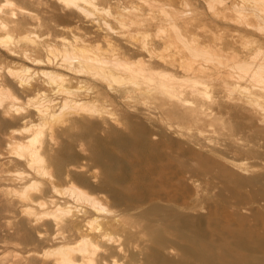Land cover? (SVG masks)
Listing matches in <instances>:
<instances>
[{
	"label": "rangeland",
	"instance_id": "374dc122",
	"mask_svg": "<svg viewBox=\"0 0 264 264\" xmlns=\"http://www.w3.org/2000/svg\"><path fill=\"white\" fill-rule=\"evenodd\" d=\"M14 1L16 9L0 0V20L22 23L11 32L17 55L0 43V72L22 65L35 71L55 69L69 80L59 84L62 88L35 78L30 81L35 90L16 87L19 107L34 110L31 119L24 121L15 109L10 115L0 113V264H62L55 249L63 243L78 245L83 236L91 242L86 256L74 252L79 264H264V113L255 110L264 93V18L259 15L264 0H97L100 14L84 4L98 12L92 15L90 10L84 15L64 10L53 0ZM38 20L45 24L37 29ZM6 34L0 29L3 39ZM76 37L92 45L91 52L83 48L76 53H97L109 61L115 51L123 64L132 61L135 66L153 60L145 74L157 80L174 72L177 99L185 97L186 107L203 108L206 115L200 113V119L198 112H169L164 88L157 86L152 94L138 71L124 72V80L112 84L117 88L135 78L140 89L114 93L102 80L46 61L66 45L73 51L69 42L78 41ZM33 39L41 42L35 50ZM145 42L149 50L142 48ZM24 51L44 62L23 57ZM201 66L216 71L198 73ZM67 89L88 95L89 103L74 115L77 124L70 117L76 111L57 108L40 131L43 118L36 108ZM34 97L41 99L39 104L30 100L37 101ZM29 126L32 132L25 130ZM37 133L42 135L35 145L44 160L30 166L15 151ZM75 187L103 208L71 194ZM52 201L64 211L42 214L55 210ZM72 223L79 231L77 225L67 227Z\"/></svg>",
	"mask_w": 264,
	"mask_h": 264
},
{
	"label": "bare ground",
	"instance_id": "6f19581e",
	"mask_svg": "<svg viewBox=\"0 0 264 264\" xmlns=\"http://www.w3.org/2000/svg\"><path fill=\"white\" fill-rule=\"evenodd\" d=\"M5 1V3L7 4V5H10L11 7H15V5L17 4L14 0H4ZM22 1H25V0H22ZM96 1L97 0H53V3H59L60 5H61V8L62 9H66V8H69V9H74V11L76 10L77 12H79V13H83V15L85 14V12H87V11H89L88 10V8L86 9V7L89 5H84L85 3H90L91 5H89L88 7H90V6H93V9L94 10H96V11H98L99 12V7L100 6H98V5H100V4H97L96 3ZM110 1V0H109ZM108 1V2H109ZM254 1V0H253ZM256 1H258V0H256ZM262 1V0H261ZM255 2V1H254ZM98 3H99V1H98ZM259 3H260V0H259ZM263 3H264V1H263ZM262 4V3H261ZM35 5V4H34ZM110 5V4H109ZM257 5V4H256ZM260 5V4H259ZM18 6V5H17ZM44 6H45V4H44ZM49 7V6H48ZM19 8H21V6L19 7ZM90 8H92V7H90ZM102 8V7H101ZM125 8H127V7H125ZM15 9H16V7H15ZM14 9V10H15ZM24 9V8H23ZM22 8H21V10H23ZM56 9V8H55ZM108 9V8H107ZM12 11V13H11V17H15V15H16V10L15 11ZM18 10V9H17ZM20 10V9H19ZM20 10V11H21ZM27 10V9H26ZM73 11V10H72ZM72 11H71V13H72ZM91 11L93 12V10L91 9L90 10V12H88V14H90V15H92L91 14ZM110 11V10H109ZM130 11V10H129ZM11 12V11H10ZM24 12H27V11H25V9H24ZM95 12V11H94ZM93 12V13H94ZM98 12H95V14L97 13L98 14ZM101 12H103V11H101ZM141 12V11H140ZM252 12V11H251ZM262 12V11H261ZM263 12H264V10H263ZM256 14L257 13H260V12H255ZM26 14V13H25ZM75 14V13H74ZM88 14H86L87 15V17H88ZM99 14H100V12H99ZM112 14V13H111ZM118 14V13H117ZM128 14H129V12H128ZM214 14V13H213ZM140 15V14H139ZM259 15H261V17H263L264 18V13H263V16H262V13L261 14H259ZM64 16V15H63ZM62 16V17H63ZM93 16H94V14H93ZM142 16V15H141ZM256 16H258V15H256ZM8 17H10V15L8 16ZM59 17H61V16H59ZM65 17V16H64ZM91 17V16H90ZM4 18V17H3ZM89 18V17H88ZM112 18V17H111ZM82 19V18H81ZM114 19V18H113ZM262 19V18H261ZM3 20V19H2ZM2 20H0V29H4V31L7 33L6 34V36H5V39H3V36H0V43H2V45H4L5 47H6V50L8 51V53H10V54H14V55H17V50L16 49H14V48H12L11 47V42H12V39H14V37H12L13 35H11V32H12V30L14 29L15 30V28H19V26H22L21 24V22H20V20L18 21H16V19L14 20L13 18H11V20L9 19V21L7 20V22L4 20V22L2 21ZM83 20V19H82ZM102 20V19H101ZM262 20H264V19H262ZM56 22V21H55ZM108 22V21H107ZM37 29L38 28H41V26H44V24H45V22L43 23L42 22V20H38L37 22ZM125 23V22H124ZM107 24V23H106ZM24 25V24H23ZM112 25V24H111ZM111 25H108L109 26V30L111 31L112 30V33H113V31H116V30H114L115 28L114 27H112ZM60 26V25H59ZM64 28V27H63ZM108 28V27H107ZM223 28V27H222ZM34 29H36L35 27H34ZM34 29H33V31H34ZM29 31H32V30H30V28L28 29ZM25 33V32H24ZM34 33H35V31H34ZM99 33V32H98ZM45 34V33H44ZM30 34H28V36H29ZM32 35H30V37H31ZM33 36H36V35H33ZM47 36V35H46ZM160 36V35H159ZM18 39H19V37H17ZM24 38H29V37H27L26 35L24 36ZM38 38V37H37ZM16 39V38H15ZM21 39V38H20ZM19 39V40H20ZM76 39L78 40V41H75L74 40V42L73 41H71V42H69V43H71V46L73 45V47L75 48V49H73V51H71V52H68L69 50H70V48H69V50L67 49V45H66V47H64V49H63V52L62 53H59V54H57L55 57H54V59H51L50 57H48V59L46 60V61H48V63H52V65L53 64H55L54 66H60V67H66L67 69L69 68V69H72V70H74L75 72H77V73H79V74H81V75H87V76H89V77H91V78H96V79H99V80H102L103 82H106V83H108L109 85H110V88L112 89V91L114 92V93H119L120 91L121 92H123V93H129L130 91L132 92V90H135V89H137V88H141V85H142V83H140V80L138 79H130L129 81H126V82H123L122 84L124 85L123 87H122V84H121V86H118V87H120V88H116V87H114L113 85L114 84H112V82L113 81H119V82H121L122 80H124V76L122 75V73H126V72H128V74H129V72L131 73V72H133V73H137V71L138 72H140V73H142L141 75H144L145 76V80H147V83L146 84H144V85H147L148 87H150L149 89L151 90V92H153L152 94H154V95H156V91H154V88H157V86L158 87H163L164 88V97L168 100V106H169V108L167 109L169 112H171V113H173V114H182L183 112H184V114H185V112L186 111H189V112H193V113H195V112H198L199 114L201 113H205V115H206V110L205 109H196V108H188V107H186V106H188L187 104H185V102H186V99H185V97L184 98H181L180 100L179 99H177V95H178V93L177 94H175L173 91H175V82H173L174 80H175V77H176V74H173L174 72H171V73H169L168 75L166 74H162L163 76V78H166V80L164 81V80H160L159 78H158V80H157V78H154V77H149L148 75L146 76V72L145 71H147L148 69H150V70H152L151 69V67L153 66H151V67H149L148 66V64L149 63H151L150 61L147 63V61L145 60H141V61H139V62H137V65L138 66H135V64L134 63H136V62H132L131 61V63H128V62H124L125 64H123L122 62H121V55H119V53H117V52H115L114 51V53H113V56H114V58H113V60H107V59H104V58H102V56L100 57L97 53L96 54H93V53H90V54H86V53H83V54H81V53H78V51H77V53H76V50H82L83 51V48L84 49H86V51L87 50H92V47H91V49H88L90 46H92L91 45V43H87L88 41V39H85V38H82V37H76ZM108 39V38H107ZM3 42H2V41ZM17 40V39H16ZM22 41H19V42H23V39H21ZM29 40V39H28ZM18 41V40H17ZM65 41V40H64ZM4 42H6V43H4ZM27 42V41H26ZM26 42H24L25 44H26ZM66 42V41H65ZM64 42V45L66 44ZM4 43V44H3ZM15 43H16V41H15ZM18 43V42H17ZM32 43H33V49L35 50L36 48H37V46L38 45H40L41 44V42H35V40L33 39V41H32ZM75 43V44H74ZM264 43V42H263ZM10 44V45H9ZM24 44V45H25ZM27 44H28V42H27ZM26 44V45H27ZM144 44V47H142V48H145L146 49V42L145 43H143ZM13 45V44H12ZM51 44H49L48 46H50ZM89 46V47H88ZM99 46V45H98ZM143 46V45H142ZM146 46V47H145ZM77 47V48H76ZM48 48V47H47ZM50 53H53V50L54 49H52V47L50 46ZM148 48H150V47H147V50H149ZM33 49H32V52H33ZM58 49V48H57ZM99 49V48H98ZM40 50V49H39ZM48 50V49H47ZM115 50V49H114ZM37 51V50H36ZM94 51V50H93ZM113 51V50H112ZM31 52V51H30ZM29 52V53H30ZM91 52V51H90ZM152 51L150 50V53H151ZM29 53H27V52H25L24 51V53H23V57H25V58H27V59H29V60H32L34 63H41V62H44L41 58H37V57H31L30 55H29ZM111 53V52H110ZM109 53V54H110ZM148 53V52H147ZM149 53V54H150ZM31 54V53H30ZM112 54V53H111ZM151 55L152 54H150L149 55V57H151ZM112 56V57H113ZM153 56V55H152ZM58 57H61L60 58V60L58 61ZM155 57V56H154ZM154 57H152V59L154 58ZM159 57H162V56H159ZM165 57V56H164ZM164 57H163V59H164ZM53 58V57H52ZM57 58V59H56ZM117 58H120V61L117 59ZM157 58V57H156ZM125 59V58H124ZM150 59V58H149ZM167 59V58H166ZM166 59H164V60H166ZM11 61V60H10ZM15 61V60H14ZM13 60H12V63L14 62ZM169 61V63H170V60H168ZM254 61V60H253ZM129 62H130V60H129ZM166 62V61H165ZM16 64V63H15ZM44 64V63H43ZM46 64V63H45ZM225 64V63H224ZM224 64H223V66H224ZM249 64H250V62H249ZM24 65V64H23ZM177 65V64H176ZM238 65V64H237ZM258 65V64H257ZM260 66H261V63L259 64ZM135 66V67H134ZM207 66V65H206ZM239 66V65H238ZM242 66V65H241ZM251 65H249V67H250ZM137 67V68H136ZM237 67V66H236ZM249 67L247 66L246 68H245V70L248 68L249 69ZM262 67H263V65H262ZM3 68V67H2ZM7 68V71H6V73H4L3 71H5V69L4 70H1L2 72H0V113H3V114H12V112H13V109H15L14 111L18 114V115H22L21 117H25L23 120L25 121V119H26V117H29L30 115H34L33 113H34V110H29V108L27 107V106H25V104H24V107L22 106V107H19L20 105H18V103H20V102H18L19 100H21L20 98H19V96H17V91H16V93H15V89L16 90H18L16 87H20V91L21 92H29V91H32V89H33V86H34V83L32 84V82H30L31 80H33L34 78L35 79H37L38 81L40 80L43 84H46V85H48V86H55V85H59V84H61V82L62 81H65V80H69V76H65L64 77V73H62V72H60V71H58V70H55V69H40V70H32V67H30V66H20V67H15V65L13 66V65H10V66H8V67H6ZM238 68V67H237ZM251 68H252V66H251ZM254 68V67H253ZM257 68V67H256ZM208 68H206V67H200V68H198V73L200 72V73H205V74H209L208 72V70H210V68L207 70ZM235 69V68H234ZM241 69V68H240ZM247 69V70H248ZM124 70V71H123ZM244 70V69H243ZM246 70V71H247ZM35 71V72H34ZM123 71V72H122ZM157 71H159V70H157ZM195 71V70H194ZM194 71H193V73H194ZM213 70H210V72H212ZM216 71V70H215ZM215 71L214 72H212L213 74L215 73ZM230 71V70H229ZM249 71V70H248ZM251 71V70H250ZM252 71H255L254 69L252 70ZM257 71H258V69H257ZM256 71V72H257ZM32 74H31V73ZM166 72H167V70H166ZM217 74H219L218 72H216ZM237 73V72H236ZM246 73H248V72H246ZM264 73V72H263ZM263 73L262 74H260V78L262 77L263 78V76H261V75H263ZM138 74V73H137ZM220 74H221V72H220ZM228 74H230V73H228ZM232 75H233V73H231ZM230 74V75H231ZM252 74V73H251ZM134 74H132V75H130L131 77H136L135 75L133 76ZM151 75V74H150ZM209 75H212V74H209ZM249 75V74H248ZM28 76V77H27ZM72 76V75H71ZM123 76V77H122ZM243 76V75H242ZM251 76V75H250ZM29 79L28 81H27V79ZM230 77H233V76H230ZM237 77H238V75H237ZM237 77H235V79H233V82L234 81H236V78ZM188 78H190V77H188ZM187 78V79H188ZM197 78V77H196ZM234 78V77H233ZM239 78V77H238ZM238 78H237V81H238ZM34 79V80H35ZM81 79V78H80ZM252 79V78H251ZM256 79V78H255ZM258 79V78H257ZM33 80V81H34ZM79 81V80H78ZM176 81V80H175ZM261 81H263V80H261ZM69 82V81H68ZM196 82V81H195ZM229 82V81H228ZM227 82V83H228ZM232 82V81H231ZM232 82V84H234ZM259 82V81H258ZM257 82V83H258ZM264 82V81H263ZM27 83H28V86H25V85H27ZM64 83V82H63ZM89 83V82H88ZM236 84H237V82H235ZM253 83V82H252ZM259 84V83H258ZM261 85L263 84V83H260ZM259 84V86H261ZM62 85V84H61ZM254 85V84H253ZM256 85V84H255ZM60 86V85H59ZM235 86V85H234ZM238 86H240V85H238ZM263 86V85H262ZM261 86V88H263ZM28 87V88H27ZM61 87V86H60ZM63 87V86H62ZM61 87V88H62ZM36 88V87H35ZM39 88V87H38ZM37 88V89H38ZM134 88V89H133ZM259 88V87H258ZM120 89V90H119ZM248 89V88H247ZM33 90H35V89H33ZM64 90H65V88H64ZM63 90V91H64ZM68 90V89H67ZM38 91V90H37ZM41 91V90H40ZM40 91H38L39 93H37V94H39V96L38 97H40ZM72 91V90H71ZM158 91V90H157ZM250 91V94H254V93H256L255 91H254V93L253 92H251L252 91V89L251 90H249ZM262 91L264 92V89H262ZM58 92V91H57ZM60 92V91H59ZM67 92H69V90L67 91ZM66 91L65 92H61L62 94H66L67 93ZM75 92V91H74ZM120 92V93H121ZM178 92V91H177ZM198 92V91H197ZM43 94H44V92H42ZM61 93H57V97H53V99H48V104H47V102L46 103H44V105L43 106H45L46 104V108L45 107H41V105H40V107L39 108H36V114L38 115V116H40V118H43V120H42V122L40 121V123H39V126H37V128H39L40 129V131H41V129L43 128V126H44V124H47V123H44L43 121L44 120H46V118L49 116L50 117V113H52L53 114V116L55 115L54 113H56L57 112V108H59L60 109V111L63 109V112L65 111V108H68L70 111H76L75 112V114H73L72 116H70L71 118H72V120L71 121H73V119H74V115H77V114H79V107H83L85 104H87V103H89V101H86V97L85 96H88L87 94H83V93H81V95H78V93L76 92V94L75 93H73V91H72V93L71 92H69L68 93V95H65L64 94V100H62L61 98ZM71 93V94H70ZM88 93V92H87ZM150 93V92H149ZM180 93H181V95H182V97H183V95L184 94H186L187 92L184 90V91H180ZM192 93V92H191ZM24 94V93H23ZM59 94H60V96H59ZM70 94V95H69ZM257 94V93H256ZM261 94V93H260ZM259 94V95H260ZM121 96H124V95H122V94H120ZM128 95V94H127ZM126 95V96H127ZM246 95V94H245ZM42 96V95H41ZM90 96V95H89ZM174 96H176L175 98L176 99H174ZM256 95H253V97L254 98H256L255 97ZM263 96H264V93L260 96L262 99H263ZM242 97H245V96H242ZM259 97V98H260ZM32 98V97H31ZM30 98V100L31 101H33V102H35V103H38L39 104V100H41V99H39V100H37L35 97V99L37 100V101H35V100H32ZM50 98H52V97H50ZM178 98H179V96H178ZM251 98V100H249V101H251L252 102V97H250ZM253 98V99H254ZM258 98V97H257ZM256 98V99H257ZM258 98V99H259ZM260 98V99H261ZM46 99V98H45ZM170 99V100H169ZM249 99V98H248ZM260 100V102H259V100L257 101V102H259L258 104H259V106H260V108H258V107H256V109H255V107H254V109L256 110V112H258V113H260V114H262V113H264V110L263 111H261V109H264V99L263 100ZM27 100H28V97H27ZM29 100V101H30ZM29 101H27V102H29ZM188 101V100H187ZM254 101V100H253ZM256 101V100H255ZM256 102V103H257ZM31 103V102H30ZM30 103L28 104V106L30 107ZM35 103H32V105H34ZM50 103V104H49ZM253 103V102H252ZM26 104V105H27ZM40 104H43V102L42 103H40ZM22 105V104H21ZM31 105V106H32ZM36 105V104H35ZM186 105V106H185ZM253 105V104H252ZM18 106V107H17ZM39 106V105H38ZM28 108V110H26L27 108ZM35 107H37V106H35ZM32 108V107H31ZM34 108V107H33ZM22 109V110H21ZM58 109V110H59ZM67 110V109H66ZM60 111H58V112H60ZM67 112H68V110H67ZM212 112V111H211ZM66 113V112H65ZM69 113V112H68ZM67 113V114H68ZM71 113L72 112H70L68 115H71ZM35 114V115H36ZM58 114V113H57ZM187 114V113H186ZM201 114L200 115H198V117L201 119L202 117H201ZM183 115V114H182ZM189 115V114H188ZM212 115V114H211ZM258 115V114H257ZM52 116V115H51ZM204 116V115H203ZM263 117V116H262ZM259 118L260 120L262 119L263 120V118ZM30 119L32 118V117H29ZM197 118V117H196ZM78 119H79V117H78ZM207 119V118H206ZM70 120V119H69ZM196 120V119H195ZM197 121V120H196ZM46 122V121H45ZM41 123H43L42 124V128L40 127L41 125ZM75 123L76 122H72V124L73 125H75ZM3 124H7V121H4L3 122ZM37 124V123H36ZM77 124V123H76ZM31 128L33 129V128H35V124H34V126L31 124ZM45 127V126H44ZM47 127V126H46ZM48 127L49 128H51L52 126H49L48 125ZM47 127V128H48ZM30 128V126H29V128L28 127H26V131H27V129L28 130H31V132H32V129ZM53 129H55L54 127H52ZM70 130V129H69ZM37 132V130L35 131V133ZM43 132V131H42ZM39 133V132H38ZM37 133V134H38ZM37 134H34V135H32L31 136V138L27 141V142H20V143H22V144H18L19 145V149H17L16 150V148L18 147H16V148H14L15 150V153H16V156H20V157H23V159L25 158L26 159V161H28L29 162V165L31 166L32 164H33V162H36L37 161V159L38 160H40V161H42L43 162V160H44V158H42V157H40L39 155H38V150H37V148H36V145H35V143H37L38 142V140L40 139V136L42 135V133L41 134H38V136H35V135H37ZM39 137V138H38ZM37 141V142H36ZM249 141V140H248ZM40 142V141H39ZM103 142V141H102ZM101 142V143H102ZM97 144V143H96ZM103 144H104V142H103ZM248 145V144H247ZM96 146H98L99 147V145L97 144ZM100 147H102V146H100ZM13 153V152H12ZM14 154V153H13ZM44 156V155H43ZM19 157V158H20ZM59 158V157H58ZM58 158H56L57 159V161L59 160ZM94 158H96V160L99 162H101L102 161V157L100 156V155H95V157ZM63 159L64 158H62V157H60V162H62L63 161ZM46 161V160H45ZM51 161V160H50ZM53 161V160H52ZM56 161V162H57ZM105 162V161H104ZM59 163V162H58ZM105 166H107V167H109L108 166V164H106V162H105ZM34 168V167H33ZM43 168V167H42ZM73 188V187H72ZM71 194H76L78 197H80V198H83L88 204H90V205H92L93 207H96V208H103L102 207V204L96 199V198H94V197H91L89 194H87L86 192H84V191H82V190H80V189H78V188H74V189H71ZM76 197V196H75ZM79 199V198H78ZM53 203H54V206L53 207H55V210H52V211H49V210H47V211H44L42 214H44V215H54V216H58V212H62V211H64V209L63 208H61L59 205H58V203H56V202H54V201H52ZM29 210V209H28ZM30 213V212H29ZM60 220V219H59ZM60 223V222H59ZM71 223V222H70ZM58 224V223H57ZM56 224V225H57ZM77 225V224H76ZM74 223H72V224H69V225H67V227H69V228H71V227H73V226H76ZM58 226V225H57ZM77 230L79 231V227H78V225H77ZM71 230V229H70ZM72 231V230H71ZM184 235H186V234H184ZM30 237V235L28 234L27 236H26V238H29ZM90 240L86 237V236H83V238H82V240H81V242L78 244V245H71V243L69 242V243H63L62 245H60L57 249H55V252H54V255H55V258H56V261L57 262H59V263H62V264H79V263H77V260H76V255L74 254V252L75 251H79V252H82L81 254L83 255V256H86V251H88L89 249H87V246L88 245H90ZM195 246V245H194ZM197 247V246H196ZM220 248V247H219ZM194 249V248H193ZM204 249V248H203ZM202 249V250H203ZM243 249H244V247H243ZM234 250V249H233ZM219 251V250H218ZM245 251V250H244ZM198 252V251H197ZM230 252V251H229ZM242 252V251H241ZM218 253V252H217ZM232 253V252H231ZM197 254V253H196ZM214 254V253H213ZM245 254V253H244ZM191 255H192V253H191ZM209 255V254H208ZM230 255V254H229ZM232 255V254H231ZM235 255V254H234ZM243 255V254H242ZM242 255H241V257H242ZM92 256V255H91ZM188 256V255H187ZM222 256H224V255H222ZM192 257H193V255H192ZM220 257V256H219ZM227 257V256H226ZM238 257V256H237ZM212 258V257H211ZM215 258V257H214ZM221 258V257H220ZM231 258V257H230ZM227 259V258H226ZM225 259V260H226ZM94 260V259H93ZM224 260V259H223ZM231 260V259H230ZM229 260V261H230ZM233 260H234V258H233ZM222 261V260H221ZM232 261V260H231ZM234 261H236V259L234 260ZM253 262H255V261H253ZM230 263V262H229ZM235 263V262H234ZM233 263V264H234ZM238 263V262H237ZM246 263V262H245ZM158 264H164V262H161V261H159L158 262ZM212 264V263H211ZM226 264V263H225ZM231 264V263H230Z\"/></svg>",
	"mask_w": 264,
	"mask_h": 264
}]
</instances>
